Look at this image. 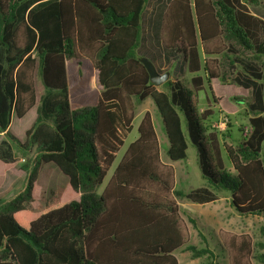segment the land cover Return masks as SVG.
<instances>
[{"label":"trees","instance_id":"obj_1","mask_svg":"<svg viewBox=\"0 0 264 264\" xmlns=\"http://www.w3.org/2000/svg\"><path fill=\"white\" fill-rule=\"evenodd\" d=\"M146 5L0 0V133L6 138L0 162H15L14 145L35 148L33 162L22 166L23 191L0 201V264H179L175 253L182 249L216 264L209 245L190 244L178 200L205 204L224 193L238 215L264 218V19L251 11L264 9V0L170 1L155 49L180 57L195 75L160 87L138 54ZM38 74L48 95L21 142L9 130L11 117L22 119L35 106ZM211 81L250 92L249 101L233 98L246 106L248 124L237 129L239 138L228 122L224 131L214 129V112L195 104L206 84L211 104L221 106ZM147 99L160 118L170 162L187 158L183 115L203 186L175 190L174 169L160 160L148 112L108 177ZM52 171L65 183L48 189ZM218 238L228 264L264 263L248 235L220 232Z\"/></svg>","mask_w":264,"mask_h":264},{"label":"rangeland","instance_id":"obj_2","mask_svg":"<svg viewBox=\"0 0 264 264\" xmlns=\"http://www.w3.org/2000/svg\"><path fill=\"white\" fill-rule=\"evenodd\" d=\"M172 0H147V5L143 14L141 23L142 27V38L138 48V54L141 58H146L159 68L161 74L168 72L171 78L183 80L189 83L191 77L195 74H190L186 71L185 66L180 57L168 56L164 53H158L156 51L157 42L159 40L160 22L161 17L164 14L168 4ZM251 11L255 14H259L264 11L262 6L251 8ZM150 47V48H149ZM258 65L261 64L262 59L252 58ZM238 71V67L234 70H230V77H234ZM197 75L204 76L202 72ZM36 85V104L22 119L13 118L10 123V132L17 137L21 142L25 140L26 131L32 126L37 111L41 108L43 99L48 95V90L43 86L40 75L35 77ZM213 91L217 97L221 100V106L214 107L211 104V93L208 90L206 84L204 87L195 93V104L199 111L210 109L214 112V115L210 118V125L216 129V125L220 122L223 116L227 117L229 130L232 131L234 138H239V132L237 129H245L247 127V115L246 106L240 102H234L233 98L244 99L245 101L250 100V92L237 86L233 85H221L218 81H211ZM78 97H84L83 92L78 93ZM85 98V97H84ZM87 98V97H86ZM89 102V101H88ZM145 112H148L152 118L155 133L159 142L160 157L163 160H167L166 149L167 140L165 138L163 128L160 123V118L154 108V105L150 99L142 102L136 110V116L133 121V129L124 143L118 157L113 163V168L118 163L126 147L137 137V126L140 118ZM182 120V129L186 137L187 143V158L181 165L187 166L192 175V184L205 183L201 178L200 171L197 163L196 148L190 143L187 132L186 124L183 115L180 113ZM6 140V138H0ZM10 142V141H8ZM13 152L15 156V162L12 164H4L0 162V201L2 203L9 202L16 198L25 187L27 173L22 170V166L27 162H33L35 156V148L32 147L28 151H23L15 145L13 146ZM176 178L175 188L176 190H186L180 182L179 176L181 173L180 164H175ZM62 174L58 171H52L51 178L48 182V189L55 188L56 186H62L65 180ZM102 188L99 189V192ZM181 206V211L184 220L187 223L188 231L190 234V244L195 246L197 249L205 248L206 244L209 245V249L213 251L216 264H228L225 253L221 250L218 234L220 232H230L236 235L246 234L254 243V256L264 254V232L262 231L264 225V218L258 216H247L239 217L236 212L233 211L228 205L227 201L218 202L210 206H199L194 212L191 211L187 202L183 199L178 200ZM193 222V223H192ZM259 244V245H258ZM175 257L179 264H204L206 260L204 258H194L191 252L184 249L179 250L175 253ZM252 264H264L253 259Z\"/></svg>","mask_w":264,"mask_h":264},{"label":"crops","instance_id":"obj_3","mask_svg":"<svg viewBox=\"0 0 264 264\" xmlns=\"http://www.w3.org/2000/svg\"><path fill=\"white\" fill-rule=\"evenodd\" d=\"M253 13V12H252ZM254 15H256V16H258V17H260V18H262V19H264V11H262L261 13H259V14H255V13H253ZM150 48V47H149ZM155 65V67H156V69H160V70H162V67L161 66H157L156 64H154ZM170 78H171V76H170ZM171 79H173V78H171ZM248 91V90H247ZM221 105V104H220ZM14 117L12 116L11 117V121H12V119H13ZM141 119V118H140ZM140 122V121H139ZM9 130H10V128H9ZM0 138L2 139V138H4V134L3 133H0ZM160 160H161V162L163 163V164H166V165H171L172 167H173V169H174V173H175V178H176V168H175V164H180V168H181V173H180V176H179V179H180V182H182V185L185 187V189L186 190H178V191H181V192H184V193H186V192H188L189 190H192V189H195V188H199V187H201V186H203V183H200V184H192L191 183V180H192V175H191V172H190V170L187 168V166H185V165H181V162H183V161H179V162H170L168 159L167 160H163L161 157H160ZM201 175V174H200ZM175 190H176V188H175ZM185 202H187L188 203V205H189V207H190V209H191V211L192 212H194L195 211V209H197L199 206H210V205H212V204H216V203H218V202H225L226 203V201H227V203H228V205H230V197H229V195H227V194H220V196H219V199H217L216 201H214V202H209V203H205V204H198V203H192V202H190V201H187V200H185V199H183ZM178 205H179V207H180V212H181V215H182V211H181V206H180V204L178 203ZM230 207H231V205H230ZM231 209L234 211V209L231 207ZM237 214V213H236ZM237 216H239V217H242V218H244V216H240V215H238L237 214ZM182 217H183V215H182ZM260 218H263V217H260ZM188 227V226H187ZM189 230V229H188ZM239 235V234H238Z\"/></svg>","mask_w":264,"mask_h":264},{"label":"water","instance_id":"obj_4","mask_svg":"<svg viewBox=\"0 0 264 264\" xmlns=\"http://www.w3.org/2000/svg\"><path fill=\"white\" fill-rule=\"evenodd\" d=\"M140 62L144 66L145 70L147 71L149 75V80L150 82L155 86V87H160L162 84H164L166 81L170 79V74L168 72H165L163 74H159L157 72V69L155 65L149 61L146 58H140Z\"/></svg>","mask_w":264,"mask_h":264},{"label":"built area","instance_id":"obj_5","mask_svg":"<svg viewBox=\"0 0 264 264\" xmlns=\"http://www.w3.org/2000/svg\"><path fill=\"white\" fill-rule=\"evenodd\" d=\"M227 122H228L227 117L223 116V117L221 118L220 122L216 125V129H217L218 131H224L225 128H226V124H227Z\"/></svg>","mask_w":264,"mask_h":264}]
</instances>
